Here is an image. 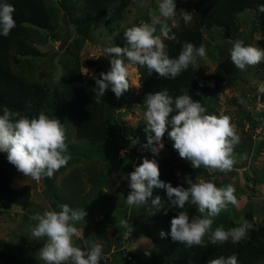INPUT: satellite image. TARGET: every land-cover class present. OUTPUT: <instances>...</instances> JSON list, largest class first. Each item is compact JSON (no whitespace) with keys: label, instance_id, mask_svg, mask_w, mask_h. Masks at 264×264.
<instances>
[{"label":"rangeland","instance_id":"rangeland-1","mask_svg":"<svg viewBox=\"0 0 264 264\" xmlns=\"http://www.w3.org/2000/svg\"><path fill=\"white\" fill-rule=\"evenodd\" d=\"M61 1L46 0L55 13L58 38L47 35L44 41L42 32L33 35L32 44L39 50L40 56L25 61L24 65L32 79L47 85L58 81L61 64L68 62L75 53L79 61L97 62L94 66L82 67L83 74H91L96 66L106 72L110 63L108 57L101 56L103 48L109 44L123 47V31L127 27L141 22L150 23L152 16H159V0H133L112 30L94 25L88 39L77 48L74 43L77 32ZM199 1L174 0L177 14L167 21L175 26L179 22L189 24L191 19L185 20L180 11L188 12L192 17L195 4ZM161 20L165 22L162 17ZM159 27L157 25L156 35H160ZM202 36L206 57L198 58V64L207 72L230 55L229 49L236 39L260 49L257 42L264 40V32L259 28L252 10L236 15L234 30L226 32L219 27L204 28ZM161 38L165 39L163 36ZM14 68L19 70L17 66ZM129 83V89L120 97H116L110 88L105 93V116L109 119L111 132L106 141L78 139L74 134L73 119L69 115L56 117L65 128V142L71 159L49 179L51 186L44 181V177L39 181L23 177L7 161L6 154L0 153V163L11 176V186L30 187V205L27 208L14 204L7 207L0 201V240L11 248L21 264H44L39 258V249L46 238L38 240L31 236L30 228L37 223L32 217L46 210L60 211L59 206L63 204L74 210L83 208L87 213L85 221L75 225L79 232L78 236L73 237L75 246L89 249L98 243L102 245V254L107 255L112 264H175L169 255L166 231L153 223L152 216L156 209L150 203L141 207L126 203L130 189L124 177L143 159H154L157 164L162 160L173 161L164 147L158 153H153L151 146H145L147 137L154 133L146 131V105L132 101V96L139 92V87L134 86L138 83V74L133 65L129 66ZM240 98L246 103L241 104ZM203 100L208 114L229 116L240 137L232 154L236 163L226 173L212 172L203 167L194 169L177 152L174 156L176 162L187 166L186 175L193 173L197 182L201 179L212 181L217 187L231 184L235 189L237 204H229L226 211L213 219L208 233L210 238L217 227L228 230L240 226L245 220L251 228L254 224L264 223V61L240 70L237 81L224 89L217 99L205 97ZM115 146L117 151L123 149V157L114 151ZM157 195L162 200V188L153 189V197ZM200 215L196 211L192 217ZM122 220L128 222L130 231L121 224ZM161 231L165 233L164 238L160 236ZM255 264H264V259Z\"/></svg>","mask_w":264,"mask_h":264},{"label":"clouds","instance_id":"clouds-1","mask_svg":"<svg viewBox=\"0 0 264 264\" xmlns=\"http://www.w3.org/2000/svg\"><path fill=\"white\" fill-rule=\"evenodd\" d=\"M158 11L159 16H152L150 23L141 22L123 31V47L109 44L103 48L101 56L109 58L110 67L106 72L101 71L99 77L92 74L97 98H102L109 88L116 97L127 91L130 87V65L145 66L149 74L154 71L160 77L169 79H175L189 66L194 70L199 68L198 58L206 57L203 45L196 47L191 42H184L176 58L169 57L166 52L161 36L176 40L174 33L170 35L171 28L166 22L177 14L174 0H159ZM258 11L264 13V4L258 6ZM14 12L12 4L0 0V35L7 37L16 26ZM180 14L185 20L191 19L188 12L181 10ZM161 17L165 22H162ZM157 25L160 26V35L155 34ZM229 54L232 63L242 71L264 61V49L245 45L240 39L233 42ZM134 86L138 88L140 84ZM239 102L246 103L243 98ZM144 103L146 131L154 133L147 137L145 146H151L153 153L163 149V137L167 133L173 149L181 159L190 162L192 168L203 167L212 172L225 173L233 169L236 163L233 149L240 142V137L229 116L208 114L199 100H194L189 94L173 98L166 89L149 93ZM65 141L66 132L61 121L50 118L44 112L29 118L5 107L0 115V153L6 154L7 161L23 177L36 181L43 177L51 178L61 167L66 166L71 156ZM159 177L157 162L143 159L124 177L130 189L126 197L127 205L141 207L150 203L159 211L162 200L158 195L153 197L154 188L166 190L172 207L184 209L188 203L195 205L201 215L190 220L186 211H179L171 218L170 236L173 241L188 248L204 247V238L211 230L213 219L226 211L229 204H237L234 187L231 184L217 187L212 181L202 179L194 182L188 176L184 177L187 186L173 187ZM59 207L60 211L46 210L32 217L37 223L30 228L31 236L38 240L46 238L39 249V258L44 264H100L102 245L94 243L85 250L73 244V237L79 235L75 225L85 221L86 211L83 208L74 210L67 204ZM121 224L131 230L126 220H122ZM250 228L247 220L228 230L217 227L211 232L210 243L223 244L229 240L238 243L247 238ZM160 236L164 238L165 233L161 231ZM207 264H238V261L233 254L227 258L220 256L210 259Z\"/></svg>","mask_w":264,"mask_h":264},{"label":"trees","instance_id":"trees-1","mask_svg":"<svg viewBox=\"0 0 264 264\" xmlns=\"http://www.w3.org/2000/svg\"><path fill=\"white\" fill-rule=\"evenodd\" d=\"M15 7L13 18L16 26L5 37L0 35V115L6 107L13 112H19L29 118L44 112L50 118H61L69 115L73 119L75 137L95 142L106 141L110 137V122L105 116L106 94L97 98L93 90L95 81L92 74L99 77L102 71L98 66L91 74H83L81 68L96 65L95 61H79L75 53L68 62L61 64L58 81L41 83L32 79L25 68V61L40 56L39 50L32 44V37L36 33H43V40L47 37L58 38L56 33L55 13L53 7L46 0H6ZM133 0H62L60 3L67 10L69 21L77 32L76 47H80L90 36L94 25L112 30L119 22L125 10ZM264 0H200L195 4L189 24L179 22L177 26L166 21L175 34L176 40L164 39L166 52L169 57H178L184 42H191L194 46L202 45V29L219 27L230 32L235 29L236 15L243 11L252 10L259 28L264 32V13L258 11V6ZM178 18V16H176ZM48 35V36H47ZM264 49V40L257 42ZM194 70L191 66L182 71L175 79L160 77L154 71L149 74L145 66L133 65L138 74L139 92L132 96V101L145 106L144 100L149 93L167 90L175 98L180 94H189L194 100L205 105V97L217 99L224 89L231 87L239 78V69L232 63L230 55L220 61L211 72L203 67ZM17 66L19 70L14 67ZM235 102L236 99L233 98ZM164 148L173 161L162 160L158 163L160 180L177 185L187 186L184 177L188 176L197 182L188 171L184 163L176 162V151L165 133ZM117 151L116 146L114 147ZM118 152V151H117ZM56 173V172H55ZM54 173V174H55ZM179 173V175H177ZM50 178L44 181L51 186ZM161 209L154 211L152 219L154 225L166 231L169 255L175 264H207L213 258L224 256L227 258L235 254L238 264H255L264 259V223L254 224L251 234L238 243L231 240L223 244H211L208 234L204 238V247H186L171 239L170 221L179 211H186L189 219L196 214V206L188 203L184 209L172 207L166 190L163 189ZM0 201L7 207L10 204L27 208L30 205V187L22 185L20 188L11 186V176L0 163ZM85 249V248H82ZM87 250V249H85ZM0 264H21L11 248L0 240ZM100 264H112L109 257L102 254Z\"/></svg>","mask_w":264,"mask_h":264},{"label":"built area","instance_id":"built-area-1","mask_svg":"<svg viewBox=\"0 0 264 264\" xmlns=\"http://www.w3.org/2000/svg\"><path fill=\"white\" fill-rule=\"evenodd\" d=\"M118 152H119L120 157H123V152H124L123 149H120Z\"/></svg>","mask_w":264,"mask_h":264}]
</instances>
